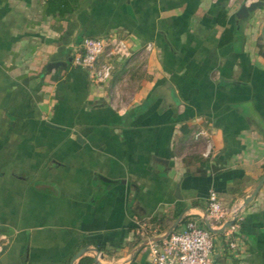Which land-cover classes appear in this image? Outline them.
<instances>
[{"label": "crops", "instance_id": "crops-1", "mask_svg": "<svg viewBox=\"0 0 264 264\" xmlns=\"http://www.w3.org/2000/svg\"><path fill=\"white\" fill-rule=\"evenodd\" d=\"M50 1L0 0V264H150L149 239L205 226L210 190L243 204L264 177V6ZM110 36L132 55L97 82L72 57ZM239 217L214 264H264V180Z\"/></svg>", "mask_w": 264, "mask_h": 264}, {"label": "built area", "instance_id": "built-area-1", "mask_svg": "<svg viewBox=\"0 0 264 264\" xmlns=\"http://www.w3.org/2000/svg\"><path fill=\"white\" fill-rule=\"evenodd\" d=\"M232 1V0H231ZM256 0H245L248 4ZM152 44L147 43L146 50L151 49ZM132 55L130 43L122 37H84L78 50L73 54L72 63L91 72L97 82H106L111 77L113 69L112 59L128 58ZM198 134H205L199 131ZM211 145L209 141L202 154H209ZM242 203L230 207L222 205L217 193L210 190L207 196L205 217L211 228H220L229 218L239 219V213L243 209ZM146 222H141L145 227ZM229 247L235 248L236 241L230 240ZM213 236L205 226L187 214L181 227L172 231L162 240L149 239L147 252L150 264H214L211 258ZM1 249V247H0ZM97 257L100 253L96 254Z\"/></svg>", "mask_w": 264, "mask_h": 264}, {"label": "water", "instance_id": "water-1", "mask_svg": "<svg viewBox=\"0 0 264 264\" xmlns=\"http://www.w3.org/2000/svg\"><path fill=\"white\" fill-rule=\"evenodd\" d=\"M261 6H264V0H256V1H253V2H250L248 4L246 3H243L240 5L239 9L237 10L236 12V17L237 18H245L247 17L252 11H254L256 8L258 7H261ZM52 64H55L54 62H51L48 64L49 65H52ZM264 180V177H262V179L259 181V183L257 184V186L255 187V189L253 190V192L248 196L246 197L244 200H243V205L247 204L251 199L252 197L257 193V191L259 190V187L262 183V181ZM233 222V220H229V221H226L220 228H211L209 226V223L207 220L204 221L205 223V227L208 228L210 231H221L223 230L224 228L228 227L229 225H231ZM178 223V220L175 221V223L172 225V227H170L166 234H169L172 229L176 226V224ZM83 252V250H80L78 253H76L75 257H78L79 255H81V253ZM95 262L97 264H100L98 263L97 260H95Z\"/></svg>", "mask_w": 264, "mask_h": 264}, {"label": "trees", "instance_id": "trees-1", "mask_svg": "<svg viewBox=\"0 0 264 264\" xmlns=\"http://www.w3.org/2000/svg\"><path fill=\"white\" fill-rule=\"evenodd\" d=\"M75 0H51L49 3V8L51 10H54L56 7H54L53 3H56L58 2V9L60 11H68L70 10V7H68L67 5L71 2H74ZM62 6V7H61ZM60 7V8H59ZM57 9V8H56ZM221 16H224L225 17V14L224 15H221ZM229 35V30H226L225 31V36ZM262 37H264V28H263V31H262ZM160 222V221H157V223ZM160 229H163L160 227ZM93 263V259L91 257H82L80 259V264H91Z\"/></svg>", "mask_w": 264, "mask_h": 264}, {"label": "rangeland", "instance_id": "rangeland-1", "mask_svg": "<svg viewBox=\"0 0 264 264\" xmlns=\"http://www.w3.org/2000/svg\"><path fill=\"white\" fill-rule=\"evenodd\" d=\"M258 23L259 29L261 31V29L264 26V12H262L261 14L258 15V17L255 19Z\"/></svg>", "mask_w": 264, "mask_h": 264}]
</instances>
